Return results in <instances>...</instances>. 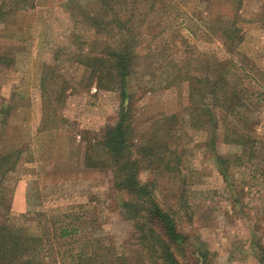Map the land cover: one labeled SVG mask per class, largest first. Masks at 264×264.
Instances as JSON below:
<instances>
[{
  "label": "rangeland",
  "instance_id": "rangeland-1",
  "mask_svg": "<svg viewBox=\"0 0 264 264\" xmlns=\"http://www.w3.org/2000/svg\"><path fill=\"white\" fill-rule=\"evenodd\" d=\"M99 1L0 0V54L11 58L0 66V155L13 153L9 166H15L5 175L11 205L2 212H8L11 228L42 240L37 258L43 264H71L78 254L109 249L132 264L143 263L136 255L145 251L127 206L136 196L116 187L120 173L99 145L120 120L122 94L99 89L78 61L92 40L105 39L86 17ZM187 1L132 11L136 22L145 24L127 79L133 138L137 146L163 140L183 156L180 173L143 169L140 178L155 182L159 203L175 215L184 237L183 264H262L264 0L243 4L237 24L245 39L239 46L222 34L219 23L210 29L213 0H201L195 16L184 7ZM219 72L243 103L236 115L223 112L226 123L211 105L217 124L198 127L192 83L210 86ZM209 98L216 102L214 95ZM204 102L196 107L204 109ZM228 125L256 138V157L234 161L227 183L216 155L234 158L242 152L224 141ZM213 130L215 148L208 145ZM89 148L95 162L100 159L107 168L86 166Z\"/></svg>",
  "mask_w": 264,
  "mask_h": 264
},
{
  "label": "trees",
  "instance_id": "trees-1",
  "mask_svg": "<svg viewBox=\"0 0 264 264\" xmlns=\"http://www.w3.org/2000/svg\"><path fill=\"white\" fill-rule=\"evenodd\" d=\"M165 1L100 0L96 5V11H90L86 17L87 23L94 28L95 33L104 34L105 39L92 40L90 50L83 54L80 53L81 56L78 60L80 64L90 70L99 89L120 90L122 94L120 120L115 126L107 128L99 145L112 161L113 167L120 173V176L115 179L116 187L136 196V200L127 206L133 214L131 219L134 221L136 229V240L139 242L140 248L145 251L141 255H136L139 256L138 262L143 259L142 264H183L180 258V248L184 244V237L178 230L175 215L173 212L165 210L159 203L155 192V182L149 179L144 181L140 178L143 169H150V172L164 170L174 174L180 173L183 156L181 157L180 153L171 150L165 141H157L158 139L155 138L146 144L137 146L132 128V95L127 90V79L133 75L137 49L142 41V28L145 25L142 24L143 20L136 22V16L132 11L138 9L139 6L152 7V11L163 9L167 5ZM245 1H208L210 7L208 13H211L210 16L213 17L214 24L210 29L215 30L216 24L219 23L222 34L227 35L229 40L237 46L245 39L242 28L237 24V18L241 15ZM163 2L165 4H161ZM198 3H201V0H188L184 7L193 10L195 13L191 12V14L195 16L198 12ZM129 4L131 5L130 11ZM10 61L11 58L8 54H0V66L8 64ZM217 75L219 80H215L210 86L206 83L200 86L194 81L192 83L190 100L194 103L190 104L194 106L192 111L193 115L196 113L198 127H207L213 122L216 125V110L219 112L220 120L226 123L223 112L236 115V109L243 103V99L239 95L237 96L236 90H230L224 73L219 72ZM220 91L223 93L221 99L218 96ZM198 95H201L200 100L205 101L202 110L199 106L196 107V102L200 101L197 98ZM211 95H214L216 101L212 104L209 98ZM217 101H221V106L215 104ZM211 105L215 111H212ZM172 118L174 119V117ZM224 131L226 143L236 144L242 148V152L235 155L234 158L216 155L218 171L228 183L229 169L234 161L244 164L247 160L256 157V138L243 128L238 129L228 125ZM211 133L212 137H210L208 145H213L215 148L217 135L214 130ZM173 138L175 137L173 136ZM134 148L136 157L133 152ZM91 150L93 148H89L86 155V166L107 168L104 161L98 159V162H95L94 156L91 155L93 153L89 154ZM12 155L14 154L0 155V264H43L37 258V249L42 240L31 236L24 230L11 228L5 221L8 212L6 214L2 212L4 209H8V205H11L5 185V175L15 168V166H9ZM73 229L70 230L73 231ZM64 232H68L67 227L64 228ZM70 261L71 264H132L130 257L112 252L110 249L91 255L78 254ZM260 261L264 264L263 258H260Z\"/></svg>",
  "mask_w": 264,
  "mask_h": 264
}]
</instances>
